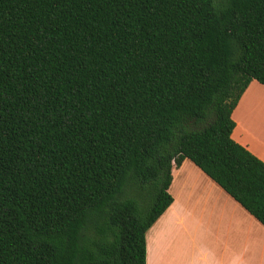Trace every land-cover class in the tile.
Wrapping results in <instances>:
<instances>
[{
    "label": "trees",
    "instance_id": "trees-1",
    "mask_svg": "<svg viewBox=\"0 0 264 264\" xmlns=\"http://www.w3.org/2000/svg\"><path fill=\"white\" fill-rule=\"evenodd\" d=\"M254 80L264 0H0V264H147L186 159L264 225Z\"/></svg>",
    "mask_w": 264,
    "mask_h": 264
},
{
    "label": "crops",
    "instance_id": "crops-1",
    "mask_svg": "<svg viewBox=\"0 0 264 264\" xmlns=\"http://www.w3.org/2000/svg\"><path fill=\"white\" fill-rule=\"evenodd\" d=\"M232 137L264 161V84L233 112ZM174 202L147 231V264H264V225L192 160L173 169Z\"/></svg>",
    "mask_w": 264,
    "mask_h": 264
}]
</instances>
